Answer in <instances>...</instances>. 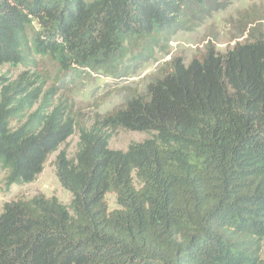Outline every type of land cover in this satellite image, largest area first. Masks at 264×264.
<instances>
[{
  "label": "trees",
  "instance_id": "obj_1",
  "mask_svg": "<svg viewBox=\"0 0 264 264\" xmlns=\"http://www.w3.org/2000/svg\"><path fill=\"white\" fill-rule=\"evenodd\" d=\"M240 0H0V170L6 191L49 158L69 206L4 204L0 264H264V35L171 59L146 94L89 124L61 90L128 78L172 38ZM38 59L58 68L53 84ZM123 129L151 137L110 148ZM79 135L76 154L61 150ZM119 206L110 210L107 196Z\"/></svg>",
  "mask_w": 264,
  "mask_h": 264
},
{
  "label": "rangeland",
  "instance_id": "obj_2",
  "mask_svg": "<svg viewBox=\"0 0 264 264\" xmlns=\"http://www.w3.org/2000/svg\"><path fill=\"white\" fill-rule=\"evenodd\" d=\"M264 35V0H240L234 2L225 11L218 12L209 18L194 32H180L172 38L170 56L157 55L136 74L124 79H114L102 73L88 72L74 84L60 91L57 101H69L76 110L84 115L87 123L91 124L97 116H104L116 108L125 105L127 97L137 93L146 94V87L152 77L162 68L171 57L182 58L188 64L193 57L204 51L208 43L216 45L218 52L225 53L237 43L244 42L251 35ZM38 70L46 72L53 84L58 77V68L47 59H38ZM22 69L8 66L0 67V77L6 75L15 78ZM151 136L145 133L118 130L110 140V148L126 151L131 144L141 143ZM79 135L76 133L61 147L70 158L77 151ZM57 154L49 158L43 173L34 183L16 186L6 191L4 181L6 173L0 170V214L5 203L17 199H31L42 194L48 198L55 197L62 204L69 206L72 195L59 183L53 163ZM109 209L119 208L116 196L108 195ZM264 258V251H263Z\"/></svg>",
  "mask_w": 264,
  "mask_h": 264
}]
</instances>
